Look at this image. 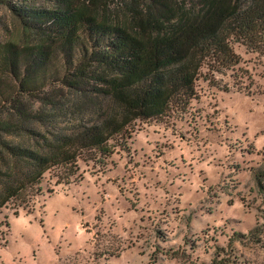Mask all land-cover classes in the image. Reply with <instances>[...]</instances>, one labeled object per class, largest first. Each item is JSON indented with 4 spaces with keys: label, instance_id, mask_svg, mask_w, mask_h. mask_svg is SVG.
<instances>
[{
    "label": "rangeland",
    "instance_id": "374dc122",
    "mask_svg": "<svg viewBox=\"0 0 264 264\" xmlns=\"http://www.w3.org/2000/svg\"><path fill=\"white\" fill-rule=\"evenodd\" d=\"M24 1L50 5L52 0ZM75 1L124 25L143 7V0ZM193 1L164 0L171 8ZM36 37L0 3V42ZM231 47L239 56L234 69L215 72L208 81L202 66L197 98L186 111L169 119L131 120L129 137L104 163L77 159L78 180L54 183V172L45 171L42 193L29 212L13 214L10 201L1 206L0 264H208L213 259L264 264V192L253 176V168L264 165V53L238 42ZM235 72L240 88L231 86ZM224 82L228 90L222 89ZM68 94L63 89L55 97L51 112L57 115L33 123L38 131L1 135L41 148L49 143L42 136L80 125L113 105L108 97H97L93 106L71 111ZM25 167L0 147V193Z\"/></svg>",
    "mask_w": 264,
    "mask_h": 264
},
{
    "label": "trees",
    "instance_id": "16d2710c",
    "mask_svg": "<svg viewBox=\"0 0 264 264\" xmlns=\"http://www.w3.org/2000/svg\"><path fill=\"white\" fill-rule=\"evenodd\" d=\"M0 3L8 4L22 26L37 34L34 41L0 42V110L6 109L0 113V147L26 164L0 193V207L10 201L13 214L33 208L45 171L54 172V183L78 180L77 159L104 163L113 147L129 137L131 120L169 119L186 111L197 98L195 81L202 66L203 79L211 81L213 73L224 74L238 63L232 42L264 53V0H194L175 8L164 0H143L130 25L99 17L75 0ZM233 76L231 86L240 88L241 75ZM229 88L222 84V89ZM63 89L69 92L65 97L71 111L93 106L97 97H108L113 105L80 125L42 136L49 143L41 148L1 135L38 131L33 123L57 115L51 111ZM24 98L31 102L24 103ZM253 176L264 192V165L253 168Z\"/></svg>",
    "mask_w": 264,
    "mask_h": 264
}]
</instances>
